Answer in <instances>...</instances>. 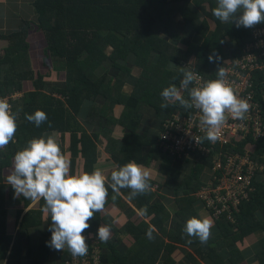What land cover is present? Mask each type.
Here are the masks:
<instances>
[{
  "label": "trees",
  "instance_id": "obj_1",
  "mask_svg": "<svg viewBox=\"0 0 264 264\" xmlns=\"http://www.w3.org/2000/svg\"><path fill=\"white\" fill-rule=\"evenodd\" d=\"M32 4L37 22L21 19L19 28L0 33V38L8 41L9 52L13 54L9 55L6 49L0 53V72L3 71L0 77V98L9 97L11 110L19 113L13 142L5 149H0V173L4 166L10 164L15 153L26 147L29 140L46 137L47 133L54 130L60 133L61 138L64 131L70 132L71 173L74 174L78 155L83 157L84 172H92L97 159L95 135L91 138L77 120L84 105L89 104L86 120L97 119V123L100 122L99 126L103 128L118 124L122 129H127L117 147L115 139H108L112 145L108 143L106 149L117 164L114 170L131 161L149 165L152 159L157 158L191 163V170L184 174L178 163L161 162L159 170L164 178L158 183L157 190L150 188L145 194L130 199V189H121L120 194L137 208L145 206L147 214H153L149 221L156 230L153 238L149 239L146 232L150 223L141 221L136 226L125 224L122 229L133 233L138 246L118 251L112 242L116 240L115 235L107 243L99 241L102 264H155L164 250L167 256L171 255L176 247L175 243L193 247L196 256L190 252L185 253L190 264H202V261L205 264H239L247 259L246 251L241 249L245 237L264 233V180L260 174L254 181L255 190L249 199L242 202L241 211L236 214L237 222L215 219L204 201L194 195L205 184L200 176L204 164L212 163V157L191 162L188 159H173L155 145L159 128L151 135L146 132L138 133L136 129L148 106L154 108L157 114L164 113L160 123L173 112L189 110L181 107L179 102L166 109L161 107L164 102L160 95L162 90L173 84L178 88L180 86L182 74L174 70L175 65L185 64L193 57L195 62L190 65L192 70L210 80L216 79L224 59L240 55L245 43L252 37V28H238L234 23H222L215 18L212 10L217 6V0H204L201 6V11L213 22L209 34V21L203 19L201 22L198 32L203 35L202 41L182 39L173 31L177 26V16L184 26L196 25L200 13L191 6V0H33ZM157 22L170 35V39L163 38L154 31L153 26ZM31 23L44 33L43 50L47 57L55 59L56 71L63 73L58 82L49 85L45 80L49 71L44 76L40 71L29 67L27 35ZM107 48H110L109 52ZM214 52L220 57L218 62H210L208 59ZM106 61L110 62L109 67H105ZM128 61L139 68V73L132 90L125 94L121 88L129 75L126 65ZM122 63H125L124 67ZM29 79L31 86L26 88L24 81ZM15 93L20 96L12 98ZM97 95L104 96L103 104H96ZM182 95L186 98L187 91H183ZM115 104L123 105L117 118L112 116ZM38 109L46 112L48 117L39 127L25 119L26 114H32ZM61 138L56 141L64 153ZM239 143L237 150L242 151L244 143ZM254 155L264 161V138L256 143ZM110 175L111 173L107 176L109 183ZM150 183L152 185L154 180ZM6 187L0 174V260L7 259L6 264H19L21 242L26 237L27 228L39 224L41 210L27 212L15 236L7 234L6 207L13 200V188L8 186L10 194L6 197ZM159 189L174 196L172 208L175 218L170 217V210L163 200L155 199L163 196L162 192H158ZM120 194L113 200L114 193L109 187L108 201L126 205ZM197 200L204 204L216 224V230L207 243L188 237L183 231L189 218L199 217L198 207L195 205ZM39 205L44 207L42 199L39 200ZM170 219H173L171 226L167 225ZM102 220L99 213H95L89 222V229L84 233L95 235ZM51 235L48 229L38 247L28 252L30 264H50L47 260V242ZM254 248L253 253L248 251L252 254L249 255L247 264H264V234ZM169 263L173 264V261L170 259Z\"/></svg>",
  "mask_w": 264,
  "mask_h": 264
},
{
  "label": "clouds",
  "instance_id": "obj_2",
  "mask_svg": "<svg viewBox=\"0 0 264 264\" xmlns=\"http://www.w3.org/2000/svg\"><path fill=\"white\" fill-rule=\"evenodd\" d=\"M212 14L222 23L252 28L264 23V0H217ZM208 59L218 62L220 57L214 52ZM179 72L182 74L179 88L173 84L162 90L160 95L164 102L161 107L166 109L179 102L185 109L198 110L204 135L196 138L197 143L219 140L221 128L229 117L233 120L245 119L251 106L228 84V72L224 67L218 69L216 79L203 83L200 76L188 67H179ZM183 91H187L188 98L182 95ZM11 108L7 99L0 98V149L13 142L17 131L19 113H14ZM25 119L39 127L48 117L46 112L38 109L26 114ZM152 179L151 172L135 161L113 170L110 183L100 169L72 174L70 161L53 135L29 140L26 147L15 153L13 167L7 175V183L16 196L44 201V211L50 214L49 231L52 233L47 246L56 251L67 248L73 257L87 254L88 243L84 232L89 229V222L95 213L104 210L109 187L114 193L113 200L121 189H130L131 199L148 192ZM146 214V209L141 212V215ZM212 227L213 222L209 218L193 216L186 221L183 231L188 237L207 243ZM154 231V227L149 226L146 232L149 239L153 238ZM95 235L99 241L107 243L111 238L110 226L101 225Z\"/></svg>",
  "mask_w": 264,
  "mask_h": 264
},
{
  "label": "crops",
  "instance_id": "obj_3",
  "mask_svg": "<svg viewBox=\"0 0 264 264\" xmlns=\"http://www.w3.org/2000/svg\"><path fill=\"white\" fill-rule=\"evenodd\" d=\"M32 2L33 0H15V5L12 6L9 3V0H0V33H8L13 30H16L17 28H19L21 19H26V20L33 21V22L36 21V13H35V9L33 7ZM203 4H204V0H191V6L196 8L198 13L202 12L201 6ZM16 10L20 11V14L15 15L14 12ZM175 20L177 21V27L175 29V33L178 30L177 33L178 35L182 37V39L191 40V41H199V40L202 41L203 40V35L197 30H195L194 27L193 29L192 28L189 29L188 26H184L183 23L180 22L181 18L179 16H177ZM31 25L32 26L28 30V35H27V42L29 44V48H28L29 56H27L28 57L27 59L29 62V67L33 69L35 68L34 66L37 64L36 62L38 58H36L35 56L33 58L31 51L34 52V50L38 48H41V49L43 48L44 33L42 32V30L34 26L33 23H31ZM157 26H160V28L162 29L163 27L159 22L154 24L153 26L154 31L158 35H161L160 33H162L164 36H170L167 32L160 31V29ZM262 26H264V24L258 25L255 27H262ZM7 45H8V41L6 39L0 38V52L2 53L6 49L9 55H13L12 52H9L10 48H8ZM32 46L34 48H32ZM193 62H195V58L194 59L192 58L191 61H188L185 64L175 65V67L173 68L177 72H179V67H188L192 70L190 65H192ZM109 63H110L109 61L104 62L105 67H109ZM121 65L122 67H124L125 63H122ZM126 65L129 66V67L127 66V69L129 70V75H128V78H126V81L123 84L121 90L123 93L129 94L138 76L139 68L132 65L131 61L126 62ZM48 71H49V74L50 73H54L55 75L59 74V72L56 71V69L53 70L52 67L50 70H46L45 73H47ZM45 73H43V75H45ZM104 101H105V98L103 95H97L95 98L96 104H103ZM84 106L85 107L83 108V110L79 112L77 120L80 123V126L83 128V130L86 131V133H88L91 138L93 137V135H95L94 139H95V144H96L97 159L95 163L93 164L92 171L94 169H100L103 172V174L107 177L117 167V164L112 159L110 152L107 151L106 149V147L108 146L107 144L108 143L111 144L110 143L111 141L109 142L108 139H115L116 142H118L116 144V147H117V145H119V142H121L122 140L123 132H126L127 129H122V127L118 124L111 128H106V127L103 128L99 126L100 122L97 123V119L93 121L86 120L85 116L87 114L89 104H85ZM122 110H123L122 104H115L112 109V116L116 118L119 117ZM163 114H164L163 112H161V114L159 113L157 114V111L150 106L146 107V109L144 110L141 116L142 119L139 122L136 131L138 133L146 132L151 135L152 132L156 131L159 128V123H160V120ZM102 122L105 123L104 118H102ZM55 133H57L58 135L59 132L55 130L51 131L46 134V137L48 135L54 136ZM59 137H60V133H59ZM54 138L57 139L55 136ZM61 144L63 145V148H64V154L69 159L70 157V150H69L70 132L69 131L63 132L62 138H61ZM13 159H14V156L12 157L10 164L7 166H4L1 169V173H0L2 182H4L7 185L6 197H8V195L10 194L9 193L10 190L8 187L10 184L7 183V175L10 174V170L13 167ZM83 161L84 160L82 156L78 155V157H76L75 165L73 169L74 174L78 175V174L84 173ZM161 162L163 163L170 162L171 164L178 163L180 168L182 167V172H184V174H187L191 170V163L184 164V162H180V161L172 162V160H167V159L163 160L162 158L152 159L149 165L140 164L151 172L153 176L152 180H154V183L151 185L150 188H152L153 190H157L159 188L158 183L162 182L164 178V176L159 170V165L161 164ZM208 163L204 164L203 171L200 176L203 182H206L209 179V176L212 172V163L211 162L209 164ZM260 176L264 180V174H260ZM158 192L159 193L162 192L163 196L155 197V199L160 200V201L163 200L164 203L166 204L165 206L170 210V217L175 218L174 213H173V208H172V204L174 202V196L170 193L165 192V190L163 189H159ZM12 197H13V200H11L10 204L6 207V217H5V231L7 234L11 236H15L17 229L23 220V217L26 215L27 212L29 213V211L31 210H34V211L39 210V209L41 210L40 216H39V220H40L39 224L36 226H31L27 228L26 237L21 242V258H20L19 264H30V258H29L28 252L31 250L34 251L38 247V245L43 239L44 233L49 229L51 225L50 214L44 211V207H40L39 205L40 199L27 201L26 198H23V196H16L14 193V189L12 192ZM121 197L126 201V205L125 204L123 205L120 203L118 204V203H115L114 201L107 200L104 210L102 212H98L99 215L103 218L101 225L106 224L110 226L111 228V238L110 239H112L114 235L116 236L115 237L116 240H112V242L114 243L118 251L119 250L121 251L124 249L127 250V249H130L131 247H136V245L138 246L137 241L132 235L133 233H131L127 229H122V227H124L125 224H129L130 226H136L141 221H146L150 223L149 220L153 216L152 213L141 215V212L145 210V206H143L142 208H137L131 201L127 200L123 195H121ZM195 205L198 207L197 213L199 217L201 218L207 217L213 222V227L211 228V235L214 234L216 230V224L212 220L209 211L205 208L204 204L200 202L199 200L195 202ZM172 220L173 219L168 220L169 222H167V225L171 226ZM150 226L154 227L151 223H150ZM154 229L156 230L155 227ZM253 235H256V234H253ZM253 235L245 237L244 241L241 244V249L246 251L245 254H246L247 259L242 260L239 264L249 263L247 260H248L249 255H251L252 253L250 254L248 251H254L255 248L250 249V246H248V244L251 246L253 244V247H254L255 243L258 241V239L256 240V238ZM164 240L168 241L166 238H164ZM250 242H252V244H250ZM245 243H246V246L243 245ZM175 244H176V247L174 251L171 253V255L167 256L166 251L164 250V252L161 253L158 261L155 264H168V261L170 259L173 261V264H190L185 258V253L190 252L194 256H196L193 250V247L189 245H182L179 243H175ZM65 257H67L66 248L65 250H62V251H56L49 247L47 260L50 262V264H62L61 261ZM6 263H7V259L0 260V264H6ZM202 264H205V262L202 261Z\"/></svg>",
  "mask_w": 264,
  "mask_h": 264
},
{
  "label": "built area",
  "instance_id": "obj_4",
  "mask_svg": "<svg viewBox=\"0 0 264 264\" xmlns=\"http://www.w3.org/2000/svg\"><path fill=\"white\" fill-rule=\"evenodd\" d=\"M251 34L240 55L222 62L228 72V84L251 106L245 119L229 117L221 128L219 140L215 143L204 140L200 144L196 141L204 135L199 123L200 112L195 108L176 111L161 121L155 139V145L176 160L191 162L213 158L209 179L194 195L204 201L215 219L232 223L237 222L236 214L241 211L242 202L255 190L256 177L264 174V161L254 155L256 143L264 138V26L253 27ZM193 71L200 76L201 83L210 80ZM14 95L12 98L16 97ZM5 99L9 102V97ZM239 142L244 143L242 151L237 150ZM84 235L88 243L87 254L73 257L66 248L67 257L62 264L103 263L97 237L90 233Z\"/></svg>",
  "mask_w": 264,
  "mask_h": 264
},
{
  "label": "rangeland",
  "instance_id": "obj_5",
  "mask_svg": "<svg viewBox=\"0 0 264 264\" xmlns=\"http://www.w3.org/2000/svg\"><path fill=\"white\" fill-rule=\"evenodd\" d=\"M9 3L12 5V6H14L15 5V0H9ZM14 14L16 15V14H20V11H15L14 12ZM9 15H10V13H9ZM200 18L196 21V25L195 26H193L194 27V29L195 30H197L198 31V28H199V26L202 24L201 22L203 21V19H207L208 21H209V26H208V30H207V34H209L211 31H212V28H213V22H212V19L211 18H209V16L207 15V14H205L203 11L200 13ZM211 22V23H210ZM211 24V25H210ZM159 29H160V31H162V32H165V31H163V29L162 28H160V26H157ZM176 27L177 26H175V29H176ZM193 27H190V26H188V28L189 29H193ZM175 29L173 28V31H174V33H175ZM178 31V30H177ZM177 31H176V33H177ZM161 35V37H163V38H166V39H170V37L169 36H164L162 33H160ZM43 38V37H42ZM44 39V38H43ZM179 42V41H178ZM43 43H44V45H45V41L43 40ZM180 44V43H179ZM33 45V44H32ZM38 47V46H37ZM32 48H34L33 46H32ZM43 49H45L44 48V46H43V48L41 49V48H38V49H36V50H34V52L33 51H31V54H32V56H33V58H34V56L36 57V58H38V60H37V64L34 66L35 68H33V70L34 71H40L42 74L43 73H45L46 72V70H50L51 69V67L53 68V70L55 69L54 68V64H55V59L54 58H51V57H47V54H46V52L43 50ZM109 50H110V48H107V52H109ZM225 50H227L226 48H225ZM1 53V52H0ZM229 55H231V53L229 54ZM28 56H29V54H28ZM231 57V56H230ZM193 58V57H192ZM228 58V57H227ZM226 58V59H227ZM52 65V66H51ZM37 66V67H36ZM1 74H3V71H1L0 72V77L2 76ZM62 74L63 73H60L59 72V74L58 75H55L54 73H50V74H47L46 76H45V80H47V82H48V84L50 85V84H52V83H55V82H58L59 81V79H61V76H62ZM35 75V74H34ZM24 84H25V86H26V88H28V87H30L31 86V79H29V80H26V81H24ZM14 95V94H13ZM14 96H16L15 98H17L18 96H20V94L19 95H14ZM54 136L58 139V140H60V137H59V133H58V135H57V133H55L54 134ZM56 139V140H57ZM118 228V227H117ZM263 232H259V233H256V235H253L255 238H256V240L258 239V240H260V238L263 236ZM250 244H252V242H250ZM244 246H246V243L245 244H243ZM248 246H250V249H253L254 247H253V244H252V246L251 245H249L248 244ZM255 251V250H254ZM254 251H252V253L254 252Z\"/></svg>",
  "mask_w": 264,
  "mask_h": 264
}]
</instances>
